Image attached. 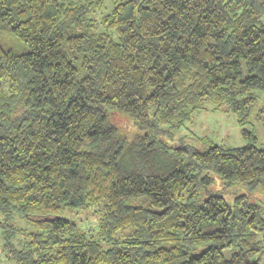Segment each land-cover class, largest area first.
<instances>
[{
  "label": "trees",
  "instance_id": "1",
  "mask_svg": "<svg viewBox=\"0 0 264 264\" xmlns=\"http://www.w3.org/2000/svg\"><path fill=\"white\" fill-rule=\"evenodd\" d=\"M0 22L28 47L0 44L3 264H264V0H0ZM208 107L246 143L178 138Z\"/></svg>",
  "mask_w": 264,
  "mask_h": 264
},
{
  "label": "rangeland",
  "instance_id": "2",
  "mask_svg": "<svg viewBox=\"0 0 264 264\" xmlns=\"http://www.w3.org/2000/svg\"><path fill=\"white\" fill-rule=\"evenodd\" d=\"M0 44L4 48H10L13 52L20 53L28 50L17 37L10 33L9 27L0 22ZM256 140L258 147H264V135L259 123L254 122ZM241 126L236 122L232 112H223L208 107L193 114L192 118L182 127L178 138L183 136L185 142L198 145L197 137L226 146H242L246 140L242 137ZM178 140V139H177ZM176 142V141H175ZM226 195V193H224ZM62 215L75 220L83 228H95L97 215L92 209L64 208ZM1 256V250H0ZM0 264L3 262L0 260Z\"/></svg>",
  "mask_w": 264,
  "mask_h": 264
}]
</instances>
